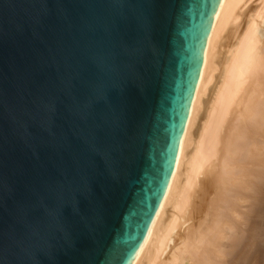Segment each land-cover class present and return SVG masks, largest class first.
<instances>
[{"label": "water", "instance_id": "water-1", "mask_svg": "<svg viewBox=\"0 0 264 264\" xmlns=\"http://www.w3.org/2000/svg\"><path fill=\"white\" fill-rule=\"evenodd\" d=\"M219 2L0 0V264L132 263Z\"/></svg>", "mask_w": 264, "mask_h": 264}, {"label": "bare ground", "instance_id": "bare-ground-1", "mask_svg": "<svg viewBox=\"0 0 264 264\" xmlns=\"http://www.w3.org/2000/svg\"><path fill=\"white\" fill-rule=\"evenodd\" d=\"M248 1L219 2L165 202L131 264H264V0Z\"/></svg>", "mask_w": 264, "mask_h": 264}, {"label": "rangeland", "instance_id": "rangeland-1", "mask_svg": "<svg viewBox=\"0 0 264 264\" xmlns=\"http://www.w3.org/2000/svg\"><path fill=\"white\" fill-rule=\"evenodd\" d=\"M255 4H258V1L257 2H255V0H249L248 1V3L246 4V6L244 7V9H246V8H248L250 5H255ZM210 184V183H209ZM208 183L206 184V187L209 185ZM209 187V190H210V188H211V185H209L208 186ZM208 187L207 188H205V186L203 187V190H205V192H204V194L206 193V195H201L202 193H203V191H202V193L201 194H199L198 195V199H197V202H198V200H202L201 202H198V204H197V202H196V205H195V207L198 205H202V207L200 206V208L197 206L195 209H197L196 211H198V210H200L199 211V213H203L204 212V208H206V206H207V204H208V201L210 200V196L211 195H209V193H210V191L208 190ZM207 191V192H206ZM209 192V193H208ZM199 196L201 197V196H203L202 198H199ZM208 197V199H206ZM206 200H207V203H206ZM202 202H204L203 204H202ZM200 203V204H199ZM199 208V209H198ZM202 208V209H201Z\"/></svg>", "mask_w": 264, "mask_h": 264}]
</instances>
